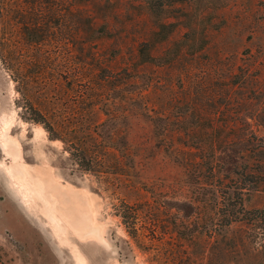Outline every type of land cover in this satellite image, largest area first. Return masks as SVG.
<instances>
[{
	"label": "rangeland",
	"instance_id": "rangeland-1",
	"mask_svg": "<svg viewBox=\"0 0 264 264\" xmlns=\"http://www.w3.org/2000/svg\"><path fill=\"white\" fill-rule=\"evenodd\" d=\"M27 1L17 0V81L0 57V264H78L77 249L85 264H264V211H255L264 210L256 145L264 0H192L162 11L144 0L84 1L93 33L55 0L40 43V27L24 19L37 13ZM70 71L82 75L78 89L95 87L97 106H111L113 115L95 116L96 130L116 139L111 151L124 154L125 174L85 169L26 111L23 75L36 106L47 88L63 104L79 103ZM6 129L26 163L90 195L95 234L57 228L43 202L5 173L2 164L14 162L1 146ZM228 154L249 173H230L240 185L228 177ZM121 200L140 210L137 231L119 215Z\"/></svg>",
	"mask_w": 264,
	"mask_h": 264
},
{
	"label": "trees",
	"instance_id": "trees-1",
	"mask_svg": "<svg viewBox=\"0 0 264 264\" xmlns=\"http://www.w3.org/2000/svg\"><path fill=\"white\" fill-rule=\"evenodd\" d=\"M84 1L89 0H60V5L62 6L61 10L65 9V11L70 14V19L72 17L74 19L78 17L77 19H79V23H83L88 28V31L93 33L95 30L93 17L86 13L84 15V10L82 9V3ZM144 1L152 10L158 9L162 11L167 7H172L181 3H188L192 0ZM32 2L37 13L33 16H31V14L26 15L24 19H31L32 25L40 27L36 32L37 39L35 40L36 43H40L47 34L41 29V27H44L45 21L47 23L54 19L53 16L43 15V12L44 10L49 9L52 4L55 5V0H33ZM17 3V0H0V57L6 64L7 68L15 74L14 79L16 81L18 80L17 75L20 73V64L17 60L18 44L14 28L19 17L17 13ZM26 13L28 14V10H26ZM68 74H70L69 78L72 81L71 88L79 96V103L63 104L58 101V97H54L55 90L51 91L47 88V90L43 92V95L48 98H43V101L38 104L39 106L32 103V97L35 94L32 92V89L29 88L31 80L23 75L22 82L26 85V87L24 86L23 93L26 100V105H24V107H26V111L29 112L31 120L42 124L52 137L60 139L66 144L69 143L75 149L72 152V155L76 156L80 165L85 169L104 173L113 172L125 174V172L128 171V169L125 168V166H128V163L124 162V154L118 155L116 152L111 151V147H114L112 144L116 142V139L114 137L103 138L96 130L101 123H99V120H95V116L100 112L99 110L104 111L106 114L110 113V115H113L111 112V106L106 107V109L97 106V103L95 102V87L87 86L84 89L77 88L79 85L78 82L82 76L80 72L72 73L70 71ZM86 79L88 82H91L93 76H87ZM80 92L83 93L80 94ZM81 99L83 103H80ZM250 140L249 137H245L242 141L248 143ZM256 145L258 146L257 153L263 155L264 139L260 137L259 143ZM238 158V155L233 154H228L225 158V160L230 163L228 177L231 181H235L236 183H238L237 179H235L233 175L231 176L230 173L233 172L236 175H242L243 177L249 176V173L247 174L246 171L242 172L239 168L234 167L236 166L235 163H238ZM187 164L191 165V162L188 161ZM240 184L242 183H238V185ZM244 188L246 187L237 186V189H239L238 193L242 192ZM116 208L126 226L137 231V223L141 215L140 210L136 209L132 204L125 200H121V203L118 204ZM255 211L261 212L264 210ZM231 217L232 218H230L229 221L238 219L237 216Z\"/></svg>",
	"mask_w": 264,
	"mask_h": 264
},
{
	"label": "bare ground",
	"instance_id": "bare-ground-1",
	"mask_svg": "<svg viewBox=\"0 0 264 264\" xmlns=\"http://www.w3.org/2000/svg\"><path fill=\"white\" fill-rule=\"evenodd\" d=\"M15 137L7 129L2 135L1 146L3 152L14 159L11 164H2L5 173L11 179L24 184L25 191L29 193L27 196L37 197L43 202L44 210L54 221L57 228L64 229L70 225L75 233H86L88 231V234H95V232H89V230H96L95 227H92L95 216L94 204L90 195L70 184L59 182L50 170L51 168L32 167L26 163L20 143ZM63 221L66 222V226ZM76 251L78 264H85L84 255L79 249Z\"/></svg>",
	"mask_w": 264,
	"mask_h": 264
}]
</instances>
